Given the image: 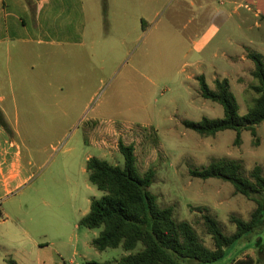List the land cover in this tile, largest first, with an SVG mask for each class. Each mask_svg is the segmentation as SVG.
Here are the masks:
<instances>
[{"label": "rangeland", "instance_id": "374dc122", "mask_svg": "<svg viewBox=\"0 0 264 264\" xmlns=\"http://www.w3.org/2000/svg\"><path fill=\"white\" fill-rule=\"evenodd\" d=\"M106 11L103 3L104 17ZM114 11H109L110 21L111 16L121 17L114 16ZM124 12L129 23L109 25L108 36L104 33L88 44L93 46L94 62L78 64L76 73L71 74L69 81L76 88L59 90L51 72L41 79L42 70L37 66L45 58L35 56L26 62L35 70L21 73L30 102L0 104L6 112L0 126L8 123L10 131L18 133L12 139L20 152L22 177L28 180L9 197L11 213L8 211L0 223V264H7L8 259L17 264H117L128 254L120 247L98 252L91 242L101 228L79 226L91 200L102 196L88 181L86 160L103 156L109 164L122 166L119 142L134 147L141 176L154 171L149 191L158 205L172 206L175 218L191 224L210 249L212 241L201 224L203 214L216 219L224 234L230 235L235 227L229 217L248 221L256 208L252 201L236 194L230 183L201 180L190 172L226 158L242 166L245 178L256 166L264 175V124L257 127L256 139L243 131L242 143L236 147L233 131L203 138L184 128L182 122L223 116L219 104L201 97L200 76L210 89L215 80L227 79L238 114L247 113L256 97L251 88L258 85L247 53L255 51L264 57V0H199L194 6H149L142 0L140 8ZM211 27L217 32L197 54L193 38ZM90 66L92 72L85 76ZM81 68L83 72H79ZM14 72L10 82L19 92L20 73ZM2 82L3 96L12 97L8 83L6 89ZM81 86L86 87L82 92ZM79 92L83 95H77ZM91 122L97 126L93 132L88 130ZM144 126L157 131L158 146L145 142L135 130ZM19 206L23 213L17 216L13 212ZM261 244L264 236L256 231L232 246L217 264L244 256L264 264V252L256 248Z\"/></svg>", "mask_w": 264, "mask_h": 264}, {"label": "trees", "instance_id": "16d2710c", "mask_svg": "<svg viewBox=\"0 0 264 264\" xmlns=\"http://www.w3.org/2000/svg\"><path fill=\"white\" fill-rule=\"evenodd\" d=\"M247 58L254 65L252 77L258 81V85L251 88L256 97L247 113L242 116L238 114L239 106L227 79L215 80L214 88L210 89L204 77L200 76L197 81L201 97L219 104L223 109V116L217 119L203 117L198 122L185 120L182 122L184 128L203 138L233 131V145L236 147L242 143L243 131H248L256 139L257 127L264 124V57L255 51H248ZM96 129L95 122L88 125V130L93 132ZM135 130L143 136L145 142L159 145L157 131L152 126L135 127ZM86 131L85 129L84 139L87 141ZM118 151L123 157L122 166L111 165L94 157L87 160L85 171L88 181L102 196L91 200L88 214L79 221V226L86 229L101 228L98 236L91 242L98 252L120 247L128 253L117 264H217L242 239L256 231L262 232L264 236V175L259 166L254 167L249 178H245L238 162L221 158L212 161L206 168L190 172L192 177L201 180L220 179L228 182L236 194L256 205L248 221L233 215L229 217L230 223L235 227L230 235L224 234L216 219L203 214L201 224L212 241L213 247L210 249L204 245L191 224L175 218L172 206L158 205L156 197L149 191L154 171L148 170L142 176L138 173L134 147L119 142ZM256 248L259 253L264 252V244ZM7 264L16 262L8 259ZM84 264L100 263L89 261ZM228 264H255V261L244 256L235 258Z\"/></svg>", "mask_w": 264, "mask_h": 264}, {"label": "crops", "instance_id": "0c3cea01", "mask_svg": "<svg viewBox=\"0 0 264 264\" xmlns=\"http://www.w3.org/2000/svg\"><path fill=\"white\" fill-rule=\"evenodd\" d=\"M141 1L0 0V82L5 80L2 84L6 89L8 83L12 96L10 98L7 97L9 95L3 96L2 86H0V104L15 105L30 102L24 89L25 83L21 81V73L23 70L26 72L35 70V66L26 65L27 60L33 59L35 56L38 59L45 58L43 63L37 66L39 71L42 70L40 72V75L43 74L40 76L41 79L46 72H51L52 76L50 77L57 84L59 90L62 91L67 87L76 88L73 82L69 81L71 74L76 73L78 64L85 62L93 64L94 62L93 46H88V44L101 39L104 33L108 36L110 34L109 25L119 22L129 23L130 19L123 16L125 15L124 11L140 8ZM145 2L149 6L157 5V3L173 6L176 3H183L194 6L199 0H145ZM103 3L107 8L106 17L102 12ZM110 9L115 10L114 16L121 14V17L111 16L112 21H110ZM257 15L261 16L260 12H257ZM216 32L217 29L211 27L193 38L192 45L197 54L203 52ZM31 48H37V51L42 50V53H37ZM98 69L103 70L102 67ZM14 71L20 73L17 83L19 92L12 89L13 85L10 82L11 73H15ZM79 72H83L82 68L79 69ZM91 72L92 68L86 69L85 76ZM86 78L84 77L85 80ZM85 89L86 87L81 86L80 90L82 92ZM81 92L77 95H83ZM16 97L17 100L14 99ZM0 113L2 117L6 114L3 109H0ZM5 125L6 127L0 126V223H3L4 217L8 216L9 197L28 181L22 177L23 167L20 152L12 139L13 135L17 136L18 133L13 129L10 131L8 123ZM91 143L94 145V138ZM89 158L91 157H88L87 160ZM98 159L105 160L103 156H99ZM22 211L19 206L13 213L18 216L23 213ZM69 264H73V262L71 261Z\"/></svg>", "mask_w": 264, "mask_h": 264}]
</instances>
